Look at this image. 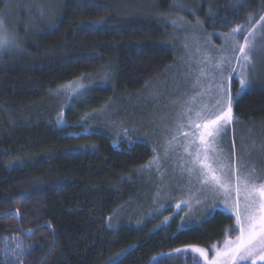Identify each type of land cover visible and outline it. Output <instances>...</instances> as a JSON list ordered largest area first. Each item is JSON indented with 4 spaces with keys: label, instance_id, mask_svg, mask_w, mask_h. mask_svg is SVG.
Returning a JSON list of instances; mask_svg holds the SVG:
<instances>
[{
    "label": "trees",
    "instance_id": "1",
    "mask_svg": "<svg viewBox=\"0 0 264 264\" xmlns=\"http://www.w3.org/2000/svg\"><path fill=\"white\" fill-rule=\"evenodd\" d=\"M53 1L21 50L0 55V232L36 243L30 264H151L209 248L232 217L214 209L188 223L152 202L147 165L158 147L139 130L149 108L130 98L174 64L173 19L224 33L264 0ZM85 78L79 96L62 90ZM232 109L235 124L264 129V71ZM152 264L195 263L175 254Z\"/></svg>",
    "mask_w": 264,
    "mask_h": 264
},
{
    "label": "rangeland",
    "instance_id": "2",
    "mask_svg": "<svg viewBox=\"0 0 264 264\" xmlns=\"http://www.w3.org/2000/svg\"><path fill=\"white\" fill-rule=\"evenodd\" d=\"M0 1L3 4L0 15L8 30L17 34L19 43L23 36L25 37L28 32L30 33L44 22L55 7L53 0ZM193 1L184 0L185 3ZM181 2L183 5H173L185 9L186 4ZM261 11L258 15L251 16L244 24L237 23L232 28L242 26L245 29V35L253 33L249 36L252 42L251 51L248 53L249 61L237 60V57L242 54L238 51L234 52L231 41L224 39V34L231 33L232 29L224 33L207 35L202 31L198 18L199 21L195 20L193 24H189L176 21L173 19L175 16L170 14L169 17L176 23L171 22L172 30L166 40L167 43L176 47L175 62L162 76L149 83L145 90L130 98L131 104L144 109L149 108L147 117L141 122L143 128L139 130L158 147L154 158L147 165V177L154 185L153 191L156 192L150 197L153 199L152 202L159 207L171 204L172 212L183 211L182 220L188 223L195 222L214 209H219L232 217V226L226 230L223 238L206 250L212 249L213 245L223 247L225 239H235L239 235L232 208L239 199V206L242 209L243 199L238 198L233 192L232 199L226 201L222 194L215 195L209 188L202 185L197 172L189 174L188 168L192 167L190 163L192 158L184 151L187 140L180 134L178 125L182 122L185 125L184 132L193 131L183 114L189 108L194 111L188 115L194 116L196 110L213 107L221 94L218 85L224 82L223 78L231 69H235L236 74L243 72L246 75L247 87L252 77L255 78L259 72L264 71V27H262L264 21L260 19L264 16V9ZM21 28L23 29L19 31ZM240 43H243L242 38ZM20 50L19 45L10 53ZM222 56L225 58L223 63H221ZM218 64L220 67H217ZM240 78L236 75L230 81L232 106L238 93L241 94L247 89L245 87L241 90ZM79 81L85 85V89L90 87L89 79L85 78L83 81L79 79ZM234 81L237 87L235 90L232 86ZM85 89L69 92L62 88L70 97L78 93L79 96ZM173 136L177 139L173 140ZM207 152L210 158L227 156L228 160L225 162L231 164L234 173L238 170L240 175H251L255 183H264V129L262 127L240 126L235 124L233 119L214 145L209 142ZM177 204H180L179 208L176 207ZM233 229L236 230L233 231ZM35 244L34 241H29L19 234L0 232V264H30ZM180 249L182 250L180 252L175 250L170 254L153 258L151 264L162 257L175 254L189 257L195 264H204L199 254L191 251L190 246ZM184 249L187 250L184 251ZM214 254V251H209V259ZM242 264H251V262L244 261ZM256 264H264V261L257 260Z\"/></svg>",
    "mask_w": 264,
    "mask_h": 264
},
{
    "label": "snow or ice",
    "instance_id": "3",
    "mask_svg": "<svg viewBox=\"0 0 264 264\" xmlns=\"http://www.w3.org/2000/svg\"><path fill=\"white\" fill-rule=\"evenodd\" d=\"M260 19L264 21V16H261ZM172 23L175 24L176 21L173 20ZM244 33L245 29L242 26H237L232 29L231 33L224 34V39L231 41L234 52L238 51L242 54V56L237 57V60L249 61L248 53L251 51L252 43L249 36L253 33L247 35ZM241 38L243 39L242 44L240 43ZM18 47L19 38L17 34L8 30L2 15H0V55L11 52ZM224 60L225 58L222 56L221 63ZM217 67H220V64ZM236 75L241 77L239 80L241 90L247 87L246 75L243 72L236 74L235 69H231L227 76L223 78L224 82L218 85L221 94L213 107L196 110L194 116L188 115V113L194 111L189 108L183 114L193 131L184 132L185 125L182 122L178 125L181 130L180 134L187 140L184 151L192 158L190 161L192 167L188 168L189 174L194 171L197 172L202 185L209 188L215 195L222 194L226 201L232 199L233 192L236 193L238 198L242 197L243 199L242 209L239 206V199L232 208L235 214L236 226L239 229V235L235 239H225L223 247L213 245L210 250L190 246L191 251L199 254L204 264H242L244 261L256 264L257 260L264 261V183L257 184L253 181L251 175H240L238 170L234 173L231 164L225 162L228 160L227 156L210 158L207 152L209 142L214 145L220 134L226 131V126L234 119L230 81ZM197 83H199L198 80ZM62 87L69 92H78V90L85 89V85L79 80ZM176 139L177 137L173 136V140ZM197 140L199 141L198 144ZM169 144L171 145V141ZM183 203L186 204V202ZM176 207L179 208L180 204H177ZM235 230L233 229V231ZM17 246L19 247V245ZM186 250L184 249V251ZM176 251L180 252L182 250L177 249ZM209 251L215 253L211 259H209Z\"/></svg>",
    "mask_w": 264,
    "mask_h": 264
},
{
    "label": "water",
    "instance_id": "4",
    "mask_svg": "<svg viewBox=\"0 0 264 264\" xmlns=\"http://www.w3.org/2000/svg\"><path fill=\"white\" fill-rule=\"evenodd\" d=\"M13 214H14L16 217H18V213H17V212H13ZM47 227H49V226L47 225ZM23 234H24L25 236H30V235L32 234V231H26V232H23Z\"/></svg>",
    "mask_w": 264,
    "mask_h": 264
}]
</instances>
